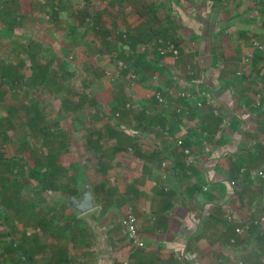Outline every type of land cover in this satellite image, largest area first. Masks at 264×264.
Wrapping results in <instances>:
<instances>
[{"label":"crops","instance_id":"obj_1","mask_svg":"<svg viewBox=\"0 0 264 264\" xmlns=\"http://www.w3.org/2000/svg\"><path fill=\"white\" fill-rule=\"evenodd\" d=\"M63 1L59 12L72 5ZM71 10L82 27L68 45L71 58L90 63L88 89L76 87L70 102L87 106L88 127L78 128L85 140L77 151L65 146L72 161L58 163L64 139L54 151L40 129L42 157L50 160L43 168L32 154L30 168L41 176L54 168L52 187L70 194L85 176L94 207L76 213L61 200L67 194L49 186L41 192L37 181L28 199L0 194V264H264V178L255 174L264 171V0H83ZM126 33L142 41L136 54ZM155 39L176 53H160ZM15 46L28 58L25 44ZM58 131L53 137L66 134ZM128 212L141 247L121 233Z\"/></svg>","mask_w":264,"mask_h":264},{"label":"rangeland","instance_id":"obj_2","mask_svg":"<svg viewBox=\"0 0 264 264\" xmlns=\"http://www.w3.org/2000/svg\"><path fill=\"white\" fill-rule=\"evenodd\" d=\"M7 1V0H5ZM71 7L64 9L57 13L54 17L50 16L49 10V3H38V0H35V4L40 6V10L37 8L38 5L35 7L34 0H23L20 1L19 6L21 10L16 12V16H20L19 20L15 22V25L10 32L4 29V21L8 19V14H5L6 11L0 12V63L6 65H15L17 59H23V63L17 68V73L22 74L24 79H26V84H20L14 92L12 91H5L0 99V132L2 130L6 131V138L0 135V151L4 152L5 156H9L11 154L18 156H23L20 161L15 160V168L12 169L13 173H7L5 169L0 173H5L6 180H3L0 176V194L10 195L12 194V189L16 188L17 195L20 197H29V188L36 183V179L31 178L27 175V173L31 172L32 170L39 171V168L36 166L32 169L30 168L31 156H37V162H41L43 164V168H45V162L50 159V157H42V144L39 140L42 137L41 133L39 132V128L42 131L49 132H59L58 130L64 131L66 134L64 136H55L49 137L52 140H60L61 138L64 139V144L67 147L68 151L72 149L81 148L85 139L78 137L80 136L78 128L79 125L83 124L85 128L88 127L87 123H85V116L84 110L87 108L86 105H82L80 109H73L71 108V101H75L77 98V94H74L73 91L78 87L79 89L83 88V91L88 89V81L90 80L89 71L86 70V67L89 62L87 63L86 60L78 59L74 60L71 58V47L68 46L71 44L72 39H78V29L81 31V25L76 26L75 20L77 19L75 16V11L72 12L71 8L76 9L78 6L83 5V0H70ZM131 2V0H129ZM37 2V3H36ZM134 3V0H132ZM11 8L14 9V4L10 5ZM16 10L18 6H15ZM57 9V7L55 8ZM14 12V11H13ZM22 17V18H21ZM43 23V24H41ZM74 25V26H73ZM75 27L76 34L70 35L68 31L71 32L72 28ZM116 29V28H114ZM28 42L36 43L37 46L41 45L40 50L31 54L32 62L34 64V71L38 72V69H41V65H45L47 67L46 77L44 81H39L38 78H33L30 73L32 69L31 60L27 58L25 52H21L17 50V46L12 51L11 47L15 44H18V49L21 48L23 44L27 45ZM40 44V45H39ZM29 45H31L29 43ZM75 56V52L72 53ZM46 63V64H45ZM84 64V65H83ZM86 66V67H84ZM90 66V65H89ZM117 70H121V67L117 64ZM95 71L100 73L96 68ZM114 78V77H113ZM31 79H35L36 81L31 83ZM6 87L5 84H3ZM1 89H3L0 86ZM20 89H23L20 92ZM80 91V90H78ZM17 96L20 94L19 100L17 103H14L12 98L9 95ZM18 97V96H17ZM67 98L66 102H63L64 98ZM30 99H32L33 103L38 107V110L41 112L40 116L41 119L37 121L36 127L32 128V130H36L35 132H39L37 137L35 138L26 132L29 129L27 125V118L25 117L26 114L24 110L17 109L14 112L8 113L7 106L10 104H15L19 107H23V103L29 104ZM40 103V105H39ZM79 117V121L73 120V117ZM38 125V126H37ZM78 126V127H77ZM74 127V129H72ZM88 133L86 130H82L81 134L83 136ZM29 137H28V136ZM24 136L26 139V143L22 144V147H27V152H22V155L17 149L19 142L23 139ZM27 136V137H26ZM45 137H42L44 139ZM18 142V144H17ZM48 144V143H47ZM54 147V144L52 143ZM78 148V149H79ZM64 148V152L61 151L57 156V162H60L62 158L64 162L70 163L72 161L71 153ZM74 150V151H75ZM77 151V150H76ZM81 152V150H80ZM66 153V154H65ZM81 154H78V158L82 157ZM76 158V157H75ZM84 160L86 157H83ZM83 161V160H82ZM57 163V164H58ZM25 173V175H24ZM40 176L41 174L38 173ZM38 175V176H39ZM3 176V175H2ZM49 177V176H48ZM49 178L44 179L43 182L45 184ZM26 183V184H25ZM28 183V184H27ZM20 184V186H19ZM5 185H8L7 191L5 192L6 188ZM50 184L46 183V190ZM38 187V185H37ZM43 190H41L42 192ZM50 198L51 194L49 190L47 191ZM44 193H42L43 195ZM44 196V195H43ZM53 198V197H52ZM12 223V222H11ZM11 223H7L10 225ZM11 231V230H10Z\"/></svg>","mask_w":264,"mask_h":264},{"label":"trees","instance_id":"obj_3","mask_svg":"<svg viewBox=\"0 0 264 264\" xmlns=\"http://www.w3.org/2000/svg\"><path fill=\"white\" fill-rule=\"evenodd\" d=\"M53 1L54 0H47V3H49L50 15L52 17H54L58 13V11H57L58 9H55L56 7L57 8H59V7L60 8H63L64 7V5H63V2L64 1L63 0H57V2L55 4L53 3ZM5 3H6L5 0H0V5H4ZM11 4L12 5L14 4V6H16V0H12V3ZM12 10H14V9L11 8L9 10L6 9V10H2L1 11V12L6 11L5 14H8L9 15L8 16V19L7 20L5 19V21H4V29L6 31H8L9 34L12 31L15 22H17L16 15L14 14V12ZM84 15H86L85 10L82 11L81 17L84 16ZM85 22H86V24H91V22L89 21V18L88 17H86ZM72 30H73V28H72ZM136 33L138 34V32H136ZM137 37L138 36H135V38H134V36H129V34H127V33L125 34V39L127 41V47L129 49V51H131V52H133L135 54H136V48H137V46L138 45H141V43H142L141 39L140 38L138 39ZM144 40H146V39H144ZM29 43L31 45H29ZM27 45L25 47H23V49L26 51L27 47L29 48V50L26 51V54L28 55V58L31 60L32 59V56H31L30 52L32 54H34V52L37 51V49L39 48V46H37L36 43H32V42H28ZM130 57L131 56H129V58ZM131 59L133 60V61H131V63L139 64V61L136 60V59H134V57H131ZM30 62L32 63V69L30 70V73L33 76V78H38V79H40L39 81H41V82L44 81V79L46 77L47 67L45 65H41L40 66L41 69H38V72H37V71H34V67L35 66H34L32 60ZM126 62H129V61L126 60L125 63ZM22 63H23V60L22 59H17V63H16L17 65L16 64L15 65H10V64L4 65V64L0 63V86L3 88V89L0 88V99H2L1 95L5 91H7V92L8 91L14 92L15 89L20 84H24V83L26 84V82H25L26 79H24V81H22V79L24 78V76L22 74L17 73V68ZM121 63H123V62H121ZM125 66H126V64H125ZM145 70L150 73V69L148 67H146ZM35 81H36L35 79H31V83L30 84H32ZM3 84H5L6 87H4ZM17 90L18 89H16V91ZM22 91H23V89H20V92H22ZM11 94L12 95H9V96L12 98V100H13L14 103H17L18 101H20L19 100V97L21 96L20 95L21 93L17 95L18 97L17 96H14L13 93H11ZM30 101L32 102V104L30 106H26L25 103L22 104L23 107H19V106L15 105V104H11V105L9 104L7 106V110H8V113L14 112L18 108L19 109H22V110H25V112H26L25 114L28 116L27 117L28 118L27 125L30 128H35L36 127V124H37V121H39L41 119V116H40L41 112L38 110V107L33 103L32 99H30ZM66 101H67V98L65 97L64 100H63V102H66ZM40 129L41 128H39V130ZM43 132L46 133L47 136L53 137V132H49V131H47V129L45 131H43ZM1 134H2V137L6 138V131L5 130H2V133L0 132V135ZM21 137H23V139L19 142V144L17 142V144H18L17 149H19L20 152L23 150L22 144H24V142L26 143L25 137L24 136H21ZM42 140H43V142L45 144H47V143L48 144H51L50 145V148L51 149H54V151H56V149H55V142L56 141L52 140L51 138H46V137L44 139H42ZM52 143L54 144V147L52 146ZM62 146H63V148L65 147L64 144ZM53 156L55 157V155H53ZM56 157H57V155H56ZM21 158H22L21 156H18L17 157L16 155H13V154L5 157L4 156V152H1L0 151V173L4 169H5V171L7 170V173H13L12 172V169L15 168V165H16L15 160H18V162L20 163V162H22V161H20ZM22 164H23V162H22ZM49 170L50 171H48L47 173L44 172L43 173V176H40V177L38 176L39 175L38 174L39 172L37 170H32L31 172L27 173V175L29 177H31L33 179L35 178L37 180V184H38L40 190H46V188L41 185V182H43L44 179L46 180V178H49V180L46 181V182L48 184H51L49 186V189L50 190H53V189L58 188L63 193H65V194H70V193L73 192L72 189H69L68 187H65V186H62V187H60V186L59 187H52V185L54 184V181L53 180L51 181V177H48V176L50 174H53L54 175V173H56V171H55L54 168H51V169L49 168ZM2 175L0 174L1 178L3 180H6V177H5L6 174L5 173H2ZM24 175H25V173H24ZM13 194L14 195H17V191L14 190L13 191Z\"/></svg>","mask_w":264,"mask_h":264},{"label":"built area","instance_id":"obj_4","mask_svg":"<svg viewBox=\"0 0 264 264\" xmlns=\"http://www.w3.org/2000/svg\"><path fill=\"white\" fill-rule=\"evenodd\" d=\"M264 36V34H263ZM254 46H256L257 48H261L262 45L259 44L257 41L253 42ZM154 45L156 47V50L159 51L160 53H165V52H171V53H176V50L173 48V44L170 42H163L160 39H156L154 41ZM155 98L158 102H163V98L161 96H159L158 94H155ZM206 98V104H210V98L209 95H205ZM197 105H199V103H197ZM162 133L164 136H167V128L165 127L162 130ZM175 144L178 146H181V140L180 139H176L175 140ZM182 148V152L184 154V163L185 164H189L191 162V156H190V152L189 149L186 147H181ZM256 175H258L261 178H264V171L263 170H258L255 172ZM258 221H264V216L260 217L258 219ZM256 222V221H253ZM122 226H121V233L124 236V238L126 239V241L131 245V246H136V247H141L143 245V241L140 239V235L138 233L137 227H136V220L134 215L131 212H128L124 218L122 219L121 222ZM247 225H245L246 227ZM244 227V228H245ZM237 232H241L242 229H235ZM120 264H128V262L126 260H122L120 261Z\"/></svg>","mask_w":264,"mask_h":264},{"label":"water","instance_id":"obj_5","mask_svg":"<svg viewBox=\"0 0 264 264\" xmlns=\"http://www.w3.org/2000/svg\"><path fill=\"white\" fill-rule=\"evenodd\" d=\"M64 201L76 213H84L94 207V195L90 183L81 175L75 183V194L62 196Z\"/></svg>","mask_w":264,"mask_h":264}]
</instances>
